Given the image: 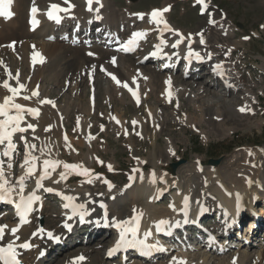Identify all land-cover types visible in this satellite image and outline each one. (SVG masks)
Listing matches in <instances>:
<instances>
[{
	"label": "bare ground",
	"instance_id": "obj_1",
	"mask_svg": "<svg viewBox=\"0 0 264 264\" xmlns=\"http://www.w3.org/2000/svg\"><path fill=\"white\" fill-rule=\"evenodd\" d=\"M31 1L33 3V0H13V4L10 6V10L14 12V16L10 19H4L3 17H0V38L4 37L5 34H9L12 36H15L16 34V36H22L19 39H23L17 41L14 48H11L9 45L4 48L0 47V61L3 62L0 64L2 66L4 65L0 68V85H2V82L5 79H8L10 84H12L13 86H18L16 80L11 79L8 76V72H11L13 76H15L18 72L19 82L25 84L26 88L21 91V94L16 98V101L29 107L40 108L41 111L39 117H31L26 115L25 121L23 122L22 126H26V123H34L36 125L34 131L29 129V131L24 135L28 139L29 143L35 144L37 146L36 149L33 150V155L40 158L37 162L42 163L41 166L43 165L44 159H51L52 157L53 158L51 160H60L66 163L62 155H60L61 153H59L60 148H63L65 152L70 154L71 157L75 159V163H79L77 161L78 152L76 143L79 147L85 146L86 148H88V152L83 155V158L86 162L90 163L93 159L92 151L90 152V150L94 143V139H89V137L93 136L90 133L89 126L87 125V118L94 116L96 99H94L93 105H91L89 101L86 107L76 109L78 115H74V133L76 135L79 134L81 137H77V139H75L67 134V142L65 141L63 136L62 126L66 127L67 123L69 122V112L75 113V105H72L73 107H71L69 110V107L67 106H71L70 104H68L66 107L55 104V109H51L46 105L38 104L39 99L50 98L49 90L45 86V83L47 81L46 77H50L51 81L53 82H58L60 76H63L64 78L66 74L63 71L61 61L65 60V63H68L69 65L78 64L73 57V54L80 49L76 47L74 49H71V46L61 45L62 43L60 44V42L65 39L66 35L65 28L57 27L51 21L44 19L42 13H40L39 15V28L36 29L35 32H29V27L26 24V16L25 28L27 29L25 30L23 24L21 23L17 26L19 16L17 17L16 13L20 10L19 7L23 8L24 3L29 4ZM52 3H57L63 7H67V4L64 3V0H35V5L39 9V11L43 13H46V8ZM70 3L75 5V7L70 10L71 13L75 14V17L73 21H68L67 24L71 23L73 25H76L80 20L87 18L91 22L94 16L98 15L94 13V10L89 13H85L83 10L84 5L82 4L81 0H70ZM101 3L103 7H101L99 13L103 15L101 23L105 24L104 30L105 34H107L106 37L103 38L102 44H105L107 36H110L109 40L111 42L116 40V38H124V34H129L130 36L131 31H133L138 26H143L145 32H148L152 29V26L148 22H144L141 24H138L136 22L135 16L132 17V13L137 12L124 11L119 14L120 9H112L109 0H101ZM170 4V1L167 0L160 8H164L166 5ZM210 6H212V3H210L209 7ZM208 11H210V8L207 10V12H203L202 17H205L206 23L201 24L198 30L185 32L184 30H181L176 26L172 27L178 29L179 32L186 37V39L179 45L183 44L184 47L185 44L189 43V41L194 40V44L201 47H196L198 51H202V49L204 48L206 49L204 57H207L208 52L209 54H211V60L207 61L206 64L208 66L204 70V74L211 77V79L209 80L206 79L197 81V79H195L196 77L193 76L194 80L186 83L185 81H183L182 75L177 77L172 75L173 71L162 72L158 67H151L150 65L146 64L142 65V63L140 62V58H138L139 60L137 61L132 60V53L122 55L111 50V47L103 48L102 46L99 47L93 44L90 49H87V51H85V56L80 55L82 64H78V72H75L77 73L75 80L78 79L77 76L79 74L81 75V72H85L87 74V80H90V78H92L93 76V78L100 77L99 72L101 74L106 73L105 75L108 77L109 84L108 87L104 90L106 94L105 97L111 99L112 101V99H114L115 97L117 98L116 95H118V97H120L118 98L119 100H125V98L122 96L124 94L122 93V85H118L108 73H112L113 75H115L118 80H120V78L117 75L119 74L121 76L122 74V76L126 77V79L128 80L127 83L131 85L136 91L141 93V103L139 104V106L143 104V113L134 115L129 121V124L127 123L126 119L122 117V115L120 116L121 113L119 115H109L106 112H103V114H100L101 112H99V115L110 121L109 128L114 130V132H116L117 134L121 133V135H123L129 141H133V136H138L137 133H139V136L143 137L144 139L148 138V136L150 135L152 149L148 152L146 157H138L139 159H136V165H134V167L128 173V177L134 176L135 181L133 183H126L122 187L115 186L111 183L113 187L109 188L104 179H101V181H96L94 177L84 176L80 174H69L66 180H60L59 183H56L54 181L59 180V173L61 171H64L63 165L61 164V167H59L58 170L54 174H52L50 179L44 180L43 185L46 188H53L54 191L52 192L55 193L56 197L62 199L59 206L63 205V199L65 196H72L75 198L72 201L77 202L81 205H88L89 210H94V212H97L96 214H93L90 221L93 223V228L86 227L88 224L80 227V222H77L75 228L71 229V233H68L61 231V229H64L65 226L62 228L58 226L52 230H60L61 243L59 245V248L53 246V244L50 242L37 241V238H34L35 244L37 246H39L40 248H50V250L52 248L53 252H64V248H67L66 246L68 245L66 243L67 241H65L67 238L70 241H74L75 237L78 236L79 233H82V231L84 232L83 229H86L87 231L91 230V235H93L100 231H96L95 228L97 226L101 227V225L104 224L105 220H108L110 225H113V217H115L117 220H123L132 216L133 208L137 210V213H143V216L140 219V228L137 237H139L140 239H145L144 233L150 230L152 234L146 238L145 242L147 244H155L154 238L156 221H159L161 219L169 220L170 222H172L173 227L176 221L181 220V222H183L184 215L178 210L183 207L182 202L185 195H188L190 197L188 219L189 217L196 218V216L201 213L203 215H206L210 212H214L216 216L219 215L217 219V222L219 224L230 226V218L225 217L228 213H233V211L237 212V207H235L234 204L237 203L236 194L240 193L242 204L240 212L236 213L237 219L239 220L238 222L241 227L242 224H244L246 218H251L248 222L253 227H250V231H247V222L245 226L246 231H244L245 234L238 235V233L236 234V230L238 228V225L236 224L233 230V233L235 234L234 236H240L243 239L247 240V232L253 233L263 225L264 147L263 149L258 148L259 150L244 148L236 155H231L232 157H230V164L228 163L226 166H224L225 168L223 170H221L220 167H216V164L213 165L210 163L209 165H203V171L200 173L199 169L202 167L200 165V162L202 160L196 158L194 165H188L180 169H178V167L173 172L167 174L159 172L162 167V155L165 154L168 162L172 161L173 154V156H176V154L178 155L176 143L173 142L172 139L166 140L163 149L159 148L160 146L157 145L159 132L156 131V125H160L163 122H166V119L162 117L163 112L160 108H167L168 104L166 100L168 99L169 102L175 103V106H177V110L174 109V106L172 110L167 112L171 119L177 120L180 123L185 122L187 128L194 129L195 132L200 133L204 137L209 136L210 134L215 135L218 131L220 132L219 134L228 135L233 130L238 129L240 126H243L244 130H248L251 126H254L251 125V123L248 124V122L252 118L250 116H254L255 114H257L256 105H258L260 95L256 91V83L249 84L246 79L243 78V70L237 69V61H232L231 59L234 52L236 51L234 46L235 44L227 43L225 45L224 43L220 45L219 43L223 41L221 40L220 42H217L213 48L208 41L207 35H209L208 31L210 30H214L218 33H214L215 39L228 40L229 38L233 37L235 34L233 28H231L233 25L227 22V17L225 18L224 15L219 14L215 11L211 13V19H213L215 23L210 24L208 22L210 18L208 15ZM145 13L147 14L149 13V11ZM19 14H21V11ZM169 15L170 13L168 12L167 14H165V17L169 19ZM20 17L22 18L23 16ZM223 22L227 23L224 24ZM201 29L203 30L201 31ZM211 32L212 31H210V35ZM103 33L104 32H102V34ZM201 33L204 38L203 44L200 43V35H198ZM151 34V38L163 36L170 43H175L176 39L179 38L178 36H173L169 32L163 33V35H161L160 30H156ZM79 35L80 32L77 33L78 37ZM144 40H146V38L142 39V41ZM82 42L84 43L83 40ZM140 43H138L137 46L140 45ZM152 46H155L154 42L152 43ZM229 49H231L230 52ZM65 50H72V55L69 59L64 58ZM83 51L84 50L82 49V52ZM33 52H38L40 56L43 57V62H40L38 57L37 62L33 64ZM148 52L153 53L156 52V50L150 47V50L146 53ZM105 54L107 55V59L110 55L109 59L107 60L108 62L105 66H98L96 61H102V57L105 56ZM113 58H115V63H113ZM105 60L103 59L102 63H105ZM88 61H93V63L96 62V64L82 69L83 64H86ZM218 63H222L224 71V75L222 76L221 81L213 78L214 65ZM206 64L204 65L206 66ZM106 68L108 70H106ZM115 71H117L118 74H115ZM164 73L166 74L164 75ZM216 73L218 72L215 71V74ZM191 75L193 74L188 73L187 76ZM65 80L66 78L61 82ZM94 80L97 81V79ZM169 80L170 84L167 83ZM193 82H195V85L193 87H190ZM224 84H227L228 86L231 85V88H233L226 89L224 87ZM70 85L72 89H76L74 83ZM91 86H96V83L93 82V85ZM209 86L220 87V91H210L208 90ZM197 88L203 89V92H205L206 96L209 97L210 103L206 105L205 109L203 107V109H199L200 106L194 105V108L198 113L197 116L191 115L192 113L189 115L182 112V102H180V98H186L190 102H193L192 99L194 98V91ZM33 90L38 91L40 93V96L33 97L31 100H24L23 97L25 95H30L31 91ZM235 92H238L239 94L237 98L234 96ZM169 93H171V95H169ZM10 94L11 93L0 86V102H3V98L6 95ZM153 95H155L154 102L146 103L147 101L145 102V99L148 100ZM237 99L241 101L240 104L235 103ZM130 103L134 104L131 101ZM135 106L138 105L135 104ZM242 106H247L248 108H251L252 111L241 112L239 109ZM185 110L187 109L185 108ZM195 110L193 114L195 113ZM178 112H180V114H178ZM149 113H151V115H149ZM12 114H14V110ZM262 115L263 114H261L260 116ZM111 117H116V119H118L120 123H116V120H113ZM0 119H3V117H0ZM76 120H79V126H77ZM133 120H136L138 123L133 125ZM205 123L209 126H212L210 131H208V133L210 134H207L206 130L202 128V124ZM49 125H51L52 127L48 131H45V129L48 128ZM255 126L259 128L260 126H262V122L258 121ZM149 128L152 129V131H150V134ZM125 131H127V134H125ZM18 137L19 136H17L16 138V142H19L24 150V143L23 141H20ZM41 148L44 149L43 155H41L40 152ZM249 150L251 151V155L249 154ZM147 162L151 164L150 170H148L147 172H143L146 168ZM22 164L23 157L18 162L19 166L17 168L16 176L12 174L11 170V176L9 177L11 180L18 181V178L24 175L25 171L22 167ZM134 169L137 171H133ZM5 171L7 172L8 169H5ZM153 172H155L156 177L155 183L152 182ZM161 176L164 177L163 180L160 179ZM31 178L32 180H30ZM37 178L38 174H35L33 175V177H29L25 181L26 190H24V193L28 194L33 189H36ZM89 178H91L90 183L88 182ZM248 179H251L253 181L251 185L247 183ZM76 180L79 184L78 187L69 186V183L75 182ZM97 187H99L100 189L99 194H95V190L97 189ZM39 190L40 189H36V194H39ZM158 190L163 191L161 193ZM229 193H231V195H229ZM48 194L51 193H45L44 196ZM112 195H114L115 198L109 200ZM44 196H42V198ZM104 197L105 199L107 198V200H105ZM163 199H166V205L161 204ZM197 201H199V203H197ZM101 202L106 203L102 206V209H106L109 212L108 216L104 219L101 216V209H99V211L97 209L98 204ZM170 204H175L177 211H174L171 207H169ZM219 205L222 207L221 210L219 209ZM201 209L205 210L202 211ZM55 212L57 215L55 216L54 220H57L58 224L59 220L57 218L60 216V212L58 211V209ZM11 214L12 212L10 211L9 214L8 211H2L0 213V225H8L9 229L15 227L17 223H15V221L12 219L13 217ZM236 215L234 216V220ZM36 216H40V213H37ZM257 219L258 221L256 222V224H254L255 220ZM49 222H53L52 217ZM30 223L31 222L29 221V223L22 225L20 230H18V240H16L15 237L12 236L10 231L6 229L4 240L0 241V245L8 243L10 240L14 241L17 245L22 243L23 241L28 240L33 232L37 230V224L35 223L32 228V224L30 225ZM71 223H74V221H71ZM47 227L49 230L52 228V226ZM100 229H102V227ZM49 230H44V232ZM104 232H107L108 234L111 231L104 230ZM118 232L120 233V229L118 230ZM65 233L67 235H65ZM37 235H40V233H38ZM64 236L65 238L62 239ZM253 237L254 235L251 236L252 239ZM86 240L90 242V240H92V236H89ZM258 241L263 242L264 240ZM115 243V239L111 240V242L105 246V251L102 254H100V252L98 251V247H100L99 244H97V247H95L98 249H94V251H92L91 249H85V253H90H88L89 256L85 261L79 259L77 260L75 257H68V260L65 262V264H83L82 262L84 261L85 263L87 260H96L98 264H102L103 259L108 258L107 253L115 246ZM163 244V248H169V250L166 251V254L160 256L162 257V259L166 258L164 264H171L172 257L174 256L186 260L187 264H233L234 258L235 264H249L250 262L251 264H264V251L261 252L260 249L256 248H252V250H250L251 246H253L254 244L253 242L250 243V247L249 244L247 245L245 243V241L230 244V246L228 243V248L223 253H220L217 247H211L209 243H207V246L205 247V242L196 244L194 247H182L180 245L178 248L172 246L170 241H165ZM221 244H223V242H221ZM61 245L64 246L62 247ZM233 246H238V249H232L231 247ZM91 252H93V255H91ZM39 253V249L23 253L21 256L22 261L24 262V264H51L53 260L50 261V259H48L49 257L39 259ZM252 258L253 260L251 261ZM162 259L156 257L149 261H143L137 258H127L126 260H124L123 255H120L118 257V260L111 261V264H141L142 262H157L158 260Z\"/></svg>",
	"mask_w": 264,
	"mask_h": 264
},
{
	"label": "rangeland",
	"instance_id": "obj_2",
	"mask_svg": "<svg viewBox=\"0 0 264 264\" xmlns=\"http://www.w3.org/2000/svg\"><path fill=\"white\" fill-rule=\"evenodd\" d=\"M167 0H109L110 6H112V9L119 8V14L129 10V12H138V11H144L147 12L151 8H159L161 7ZM170 1V15H169V21L174 26L178 27L181 30H184L185 32L198 30L199 26L201 24L206 23L205 17H202L198 13L197 6L193 5V0H168ZM112 2V3H111ZM214 3V4H213ZM212 4L216 7L218 5V8H222L221 10H217V12L226 14L227 22L232 23L234 36L229 38L228 40L224 39H215V32L214 30L208 31V41L209 44L214 48L217 42H220L219 44L222 45L225 43H234L236 51L233 54V57L231 58L232 61H237L236 67L239 70H243V78L246 79V81L251 83H256V91L258 92L259 100L257 106V114L252 117L248 124L251 123L250 129L244 130L243 126H240L238 129L233 130L228 135L219 134L218 131L215 135L208 133L212 126H209L208 124H202V128L206 130L207 134H210L209 136H202L200 133H197L194 131V129L187 128L184 123H180L177 120H172L169 114H167L168 111L172 110L175 106V103L168 104L167 108H160L163 112L162 117L166 119V122H163L160 125H156V131L159 132L158 135V143L159 148H164V143L167 139H172L173 142L176 143L177 153L176 156L172 155V161L168 162L165 157V154L162 155L161 159V169L159 170L160 173H170L169 171H172L170 169V166L174 163H177V161L181 160L183 163H181L177 168L180 169L182 167L188 166V165H194V162L196 158L202 160L201 163L203 165H209V161L217 160L218 163H216V167H220L221 170H223L228 163L230 164L231 159L233 155H236L242 149L248 148V149H263L264 147V28L261 27V25H264V0H213ZM128 5V6H127ZM28 6V3H24L23 8L19 7L20 10L16 13V16L18 17L17 26L23 24V27L25 28V14H26V8ZM214 6H210L211 10L215 11ZM209 7V8H210ZM128 8V9H127ZM23 10V11H22ZM21 11V14H19ZM20 16H23L22 18ZM121 18V17H120ZM23 19V20H22ZM227 22H223L226 24ZM71 26V25H70ZM212 26V25H211ZM203 28V27H202ZM213 28V27H211ZM27 28H25L26 30ZM203 29H201L202 31ZM207 33V31H206ZM217 33V32H216ZM214 34V35H213ZM218 34V33H217ZM248 36L249 39L245 40L243 37ZM22 36H12V35H4V37L0 38V47H6L7 45L10 46V41H20L23 40L22 38L19 39ZM210 37V38H209ZM18 38V39H17ZM232 40V41H231ZM9 41V42H8ZM225 41V42H224ZM62 43V44H61ZM61 45L67 46L64 42H60ZM94 44V43H92ZM148 44L149 40L142 43L141 49H143L142 52H136L138 55H131V58L133 61L139 60L138 58L144 54L148 50ZM15 47V44H11V48ZM80 49L79 51L75 52L73 54V57L75 58L76 62L80 65L82 64V61L80 60L81 56H85V51L89 49L90 47L82 46V45H72L71 49L74 48ZM85 47V49L83 48ZM82 49L84 50L82 52ZM224 51V50H223ZM222 52V51H221ZM223 53V52H222ZM65 59H69L72 55V50H65ZM109 55V54H108ZM110 56V55H109ZM108 56V59H109ZM135 56V57H134ZM107 55L102 57L105 60V63L100 60L96 61L98 66L100 65H106L108 62ZM91 62V63H90ZM95 62V61H94ZM93 63V61H88L86 64H83V68H88V66L96 64ZM239 62V63H238ZM78 64L76 65H69L68 63H65V60L61 61V65L63 67V71L66 74V76L63 78V76L59 77L58 82L51 81L50 77H46V83L45 86L49 90L50 100H53L56 105H60L62 107H66L68 104L71 106L69 107V110L72 105H75V113L69 112V122L67 123L66 127H64L65 135H69L72 138L77 139V137H81L79 134L74 133V124H75V116L78 115L76 112L77 108L86 107L90 101V104L93 105L91 102V98L93 96L94 99H96L95 103V110H94V116L87 118V125L89 126L90 133L94 137V143L92 145V148L90 152L92 151L93 159L92 161L86 162L83 158V155L88 152V148L85 146H78L76 143V148L78 152V162L75 163V159L71 157L70 154L65 152L63 148L59 149L60 155H62L64 161L68 164H82L84 168H88L92 170V173L98 174V175H92L91 177H94L96 181H101V179L109 180L113 182V185H118L120 187L124 186L127 182V174L131 171V169L136 165L137 160L134 159V157H143L147 156L148 152L152 149L151 145V138L150 135L148 138H143L141 136H133V141H129L126 139L121 133H116L114 130L109 128L110 121L104 117H101L99 115L103 114V112L108 113L109 115L114 114H120L122 117H124L129 124V121L131 118L136 114H142L143 113V104L140 106H135L130 103L127 96H125V93L122 95L125 100H119L118 95L117 98L109 99L106 98V94L104 92L105 88L108 87V77L104 74H101L99 72L100 77L92 78L93 82L96 83V86L93 85V82L91 80H87V74L85 72H81V75L79 74L77 77L78 79L75 80ZM85 65V66H84ZM150 65V64H147ZM4 66V65H3ZM0 64V68L3 67ZM152 67V66H151ZM175 73V74H174ZM172 75L179 77V73L174 72ZM115 74H118L117 71H115ZM166 73H164L165 75ZM120 80L127 81L126 77L117 75ZM197 79V81L202 80H209L211 79L210 76L203 75L201 73H197V75H191L187 78H183V81L186 83H189L190 81H193L194 77ZM94 77V76H93ZM66 78L65 81L61 82L63 79ZM125 78V79H124ZM68 79V81H67ZM74 79V80H73ZM94 79H97L94 80ZM75 84L76 89H72L70 84ZM193 82L190 87H193L195 84ZM177 85V84H176ZM220 86V85H219ZM220 87L217 86H209L208 90L219 92ZM260 92V93H259ZM123 93V92H122ZM234 96L237 98L239 96L238 92L234 93ZM77 98V99H76ZM155 100V95H153L150 99H145L146 103H152ZM193 102H190L186 98H180L181 106H182V112L186 114H191L193 116H197V111L194 108V105L200 106L199 109H205L206 105L209 102V97L206 96V93L203 92V89L197 88L194 91V98L192 99ZM198 101V102H196ZM70 102V103H69ZM240 100L237 99L235 101L236 104H240ZM177 103V102H176ZM234 103V104H235ZM256 104V103H255ZM255 106V107H256ZM259 106V107H258ZM203 107V108H202ZM169 108V109H168ZM184 108V110H183ZM185 108L187 110H185ZM175 110H177V106L174 107ZM195 110V113L193 114ZM96 112V113H95ZM115 112V113H114ZM260 112V113H259ZM180 114V112H178ZM263 114L262 116H260ZM75 115V116H74ZM78 120H76L77 122ZM261 121L262 126L259 128L255 126V124ZM253 122V124H252ZM115 123V121H114ZM164 124V125H163ZM101 125H103V131H101ZM95 126V127H94ZM183 126V127H182ZM150 131H152L151 128H149V134ZM213 131V129H212ZM65 137V136H64ZM135 137V138H134ZM160 138V139H159ZM74 139V140H75ZM253 147V148H250ZM83 148V150H82ZM135 149V150H134ZM81 150V152H80ZM134 150V151H133ZM133 151V152H132ZM137 153V154H134ZM139 153V154H138ZM135 155V156H134ZM167 155V154H166ZM232 155V156H231ZM24 157V150L23 147L18 144L17 147V153H14V161H13V167H12V174L16 176L17 174V167L19 160ZM53 158V157H52ZM99 161H103V163H100ZM193 162V164H192ZM112 165L113 170L108 169V165ZM151 164L149 162L146 163V168L144 172H147L150 170ZM7 168V165L5 166V169ZM176 168V169H177ZM175 169V170H176ZM184 175V174H183ZM77 180L75 182L69 183V186L71 187H78ZM100 187V186H99ZM97 187L95 190V194H99L100 189ZM94 189V188H92ZM165 204V203H164ZM163 204V205H164ZM54 201L48 199L47 200V207L44 209V211L40 212V216H33L31 220V227L33 228V225L37 223V221H42V227L46 228L47 226H52V228H56L57 226V220L55 219L56 212L54 211L55 208ZM166 205V204H165ZM3 209H0V213ZM53 219V224L49 222V220ZM59 218V217H58ZM57 218V219H58ZM60 219V218H59ZM251 218H246V222L250 221ZM55 221V222H54ZM243 226V224H242ZM248 226V225H247ZM244 230V229H243ZM246 230V227H245ZM82 231V230H81ZM83 232V231H82ZM244 233V232H243ZM245 234V233H244ZM84 233H79L78 236H81L80 238H75L77 243L75 244V241L73 243L69 242V244L66 246L67 248H64V252H50L49 258L51 264H65V262L69 258L75 257L76 259L80 256L88 258L89 254L85 253V249H91L94 251V249H98L100 254H102L105 250V246L108 244L110 235H107L105 237L103 236V233H96V235H92V240L86 241L87 235H84ZM90 235V231L88 232V236ZM95 236V238H93ZM260 237V238H258ZM84 239V240H82ZM104 239V241H103ZM81 240V241H80ZM258 240H264V232L261 233H255L253 239H249V247L250 243L253 242V246H251L250 250L252 248L260 249L261 252L264 251V245L261 244L262 241ZM238 243L240 240H236L233 238L231 240V243ZM259 242V243H258ZM264 242V241H263ZM96 244V245H95ZM97 244H99L100 247H97ZM237 245V244H236ZM255 245V246H254ZM259 246V248H258ZM63 247V246H62ZM67 249V250H66ZM233 249H238L236 246ZM84 252V253H83ZM77 253V254H76ZM91 255H93V252H91ZM194 257V256H193ZM192 257V258H193ZM196 257V255H195ZM118 258L114 259L117 260ZM78 260V259H77ZM253 258L251 259V261ZM83 264H98L96 260H87ZM166 261V258L163 260H159L157 262H142L141 264H164ZM102 264H111V261L107 259H103ZM251 264V262L249 263Z\"/></svg>",
	"mask_w": 264,
	"mask_h": 264
},
{
	"label": "snow or ice",
	"instance_id": "obj_3",
	"mask_svg": "<svg viewBox=\"0 0 264 264\" xmlns=\"http://www.w3.org/2000/svg\"><path fill=\"white\" fill-rule=\"evenodd\" d=\"M88 10L92 11V5L94 0H86ZM197 5H200L201 12H207L209 9V5L211 3V0H195ZM64 3L67 4V7H61L60 4L57 3H52L49 6V10L47 12V16L51 20H55L56 22H59L61 20V16L58 15L57 13L63 12V13H68L72 8L75 7L74 4L70 3V0H64ZM95 3L100 5V7H103L101 0H95ZM13 4V0H0V17H3L4 19H10L14 16V12L10 10V6ZM171 6L168 5L164 8H155L153 9L150 13H133V15L137 16L141 20L145 18V16L149 17V22L150 23H155L157 28L160 30L161 35H163L164 32H169L173 36H178L179 38L176 39L175 43L172 44V47L175 48L177 47L180 43H182L186 37L179 32L178 29L173 28L168 21L164 17V13L168 12L170 10ZM39 11V9L35 5V0H33V6L30 9L31 13V24L33 27H35L39 21L36 19V13ZM95 11L99 13L100 8H96ZM209 15V23L214 24L215 21L211 19V12H208ZM96 19H101L99 15L96 16ZM162 25V28L160 27ZM262 28H264V25H261ZM146 35V32H135L132 34V38L128 41V43L123 47L124 51H132L133 50V45L136 44L137 39L142 38ZM191 35V34H189ZM200 35V43H204V38L202 33L198 34ZM243 39L247 40L249 39L248 36L243 37ZM191 41H189L190 43ZM15 42H13L14 44ZM167 41L164 39L160 40V43L157 44L155 47L157 50L160 49L161 45L166 44ZM11 46V45H10ZM231 49H229V52ZM193 53L191 50H189V55L191 56ZM91 55V53H90ZM152 55H156V53H152ZM195 56L197 59H202L203 57L200 56V54L197 52L195 53ZM39 57L40 62H43V57L40 56L38 52H33L32 54V61L33 64L37 62V58ZM115 58H113V63H115ZM0 63H3L0 61ZM103 70V69H102ZM215 71L218 72L219 75L223 76L224 71L222 67V63H218L215 65ZM114 81L118 85H122L125 88H128V83L127 82H122L117 79L115 75L112 73H108ZM8 76L11 79L16 80L18 86H13L12 84L9 83L8 79H5L2 82V86L4 89H6L10 95H6L3 98V102H0V117H3V119H0V145L4 146L3 151L0 152V157H7V169L8 171H5V161L3 159H0V201L14 204L15 209H16V214L19 217V224H17L15 227H12L9 229L8 225H0V241L4 240L5 237V230L8 229L10 233L12 234L13 237H15L16 240L19 239V236L17 235V232L19 228L24 225L29 223L28 220V215L30 212L33 211V204L34 202L40 200V197L36 194V189L43 188V181L46 179H50L52 176V172H55L57 167L60 166L61 164L63 165L64 171H61L59 173V180L54 181L56 183H59L60 180H66L67 176L71 174L72 171L76 170H81L79 171L78 174L84 175V176H89L91 177L92 175H98L92 173V170L88 168H84L82 164H68L64 163L60 160H51V159H44L43 160V170L39 172L38 178L36 179V189H33L31 192H29L27 195L24 194V189H25V181L36 174L37 170V161L40 159L39 157L33 155V150L36 149L35 144L29 143L28 139L24 135L31 130H35L36 125L34 123H26V126H22V121H25V116H31V117H39L40 115V108L39 107H29L26 106L25 104L18 103L16 101V98L21 94V91L26 88V85L23 83L19 82V73L15 76L11 72H8ZM170 84V80L167 82ZM227 83V82H226ZM231 87V85H229ZM129 91H132V89L129 88ZM133 96L136 95L135 92L132 93ZM171 95V93H169ZM40 93L36 90L31 91L30 95H25L23 97L24 100H31L33 97H39ZM137 104H139V98H137ZM38 104L43 105V104H49L55 107V102L46 99V98H41L38 100ZM14 110V114H12ZM241 112L245 111H252L251 108H248L247 106H242L239 109ZM151 115V113H149ZM113 120H116V123H120L116 117H111ZM138 122L136 120L132 121V124L135 125ZM77 126H79V120L77 121ZM52 126L49 125L48 128L45 129V131H48ZM103 125H101V131H103ZM15 134H20L18 139L20 141H23L24 143V157H23V164L22 167H24L25 173L24 175L20 176L18 178V181H13L9 177L11 176V169L13 167L12 165V156L14 153H17V142L14 140ZM125 134H127V131H125ZM139 135V133H137ZM94 137H89V139H93ZM65 141L67 142V136L65 135L64 137ZM70 146V145H68ZM50 151V149H49ZM171 151V149H170ZM41 155L44 154V149H40ZM249 154L251 155V151L249 150ZM134 159H139L138 157H134ZM100 163H103V161H99ZM108 169L111 171L112 165H108ZM137 171V170H133ZM132 179V177H130ZM142 179V177H141ZM161 180L164 179L163 176L160 177ZM156 177H155V172L152 174V182L155 183ZM89 183L91 182V178H89ZM105 183L108 184L109 188L113 187L110 181L105 180ZM247 183L251 185L253 181L251 179L247 180ZM127 187V186H126ZM45 191L52 192L54 191L53 188H46ZM162 193L163 190H158ZM16 192L18 195L19 199L14 200L13 199V193ZM231 195V193H229ZM64 199L68 201H72L75 198L72 196H65ZM237 199V213L240 212L241 205H240V194L237 193L236 195ZM183 207L180 208L178 211L182 212L184 215V220L183 223H190L194 221H189L188 219V214H189V208H190V197L188 195H185L183 197ZM199 203V201H197ZM70 204H65L64 207L68 208ZM80 207H83V205H80ZM169 207H171L174 211H177L175 204H170ZM202 211L205 209H201ZM143 216L142 212L137 213V210L133 208V215L128 217L127 219L123 220H117L115 217L112 218L113 220V225L120 229L119 233V239L116 241L115 246L109 250V255H112L114 252L124 248H140L142 250H146L147 252H151L152 250H156L159 248V250H163L162 246H158L157 244H146L145 240L148 236H150L152 233L151 231H147L144 233L145 239H138L137 234L139 232V225H140V219ZM82 218V217H81ZM180 221L175 222V226L180 225ZM233 223H236L235 220H233ZM65 227H70V225H65ZM171 227H173L172 222L166 219H161L159 221L155 222V228L157 232H166L168 231ZM38 232L43 233L44 229L39 228L37 229ZM49 237H52L53 234L51 232L47 233ZM130 234V236H129ZM32 235H36V232H34ZM55 239H59L56 237ZM211 239V238H210ZM32 245L28 242L25 241L19 245H17L14 241H9L7 244L0 245V261H3V264H22L21 260L18 259L19 253L17 251L18 248L22 249H28L31 248ZM43 255V253H41ZM77 259L79 260H84L85 257L80 256ZM171 264H187L186 260H183L182 258L178 257H172V262ZM233 264H235V258L233 261Z\"/></svg>",
	"mask_w": 264,
	"mask_h": 264
},
{
	"label": "water",
	"instance_id": "obj_4",
	"mask_svg": "<svg viewBox=\"0 0 264 264\" xmlns=\"http://www.w3.org/2000/svg\"><path fill=\"white\" fill-rule=\"evenodd\" d=\"M182 162H179V163H176V164H172V169H175L176 168V166H178V165H180ZM210 163H212V164H216V163H218V161L217 160H211L210 161Z\"/></svg>",
	"mask_w": 264,
	"mask_h": 264
}]
</instances>
